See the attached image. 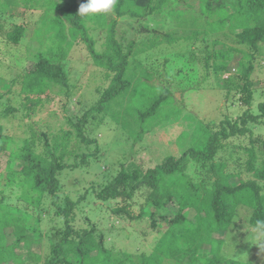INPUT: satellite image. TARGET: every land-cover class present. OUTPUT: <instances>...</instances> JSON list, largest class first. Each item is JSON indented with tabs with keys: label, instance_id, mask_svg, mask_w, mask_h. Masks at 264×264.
Listing matches in <instances>:
<instances>
[{
	"label": "trees",
	"instance_id": "16d2710c",
	"mask_svg": "<svg viewBox=\"0 0 264 264\" xmlns=\"http://www.w3.org/2000/svg\"><path fill=\"white\" fill-rule=\"evenodd\" d=\"M22 1L23 10H18L17 14H23L29 0ZM85 2L33 0L36 9L38 5L44 7L41 27L34 30V34L49 33L47 40L52 44L40 40L45 48L39 47L32 54L33 67L11 69L10 75L12 72L13 75L9 78L0 72V116L12 115L18 110L6 98L2 99L5 94L22 96L23 107L30 111L51 85L59 84L68 91V73L63 60L74 43L85 44L93 63L103 69L105 76L112 72L109 85L103 89L96 87L99 96L75 122L76 134L86 142L93 139L82 133L84 121L93 112L107 109L113 101L117 102L118 98L122 101L127 95L142 98L134 99L137 107L118 111L122 122L127 119L140 124L150 119L157 122L161 110L166 112L163 117L176 114L178 109L167 104L176 103L173 93L161 82L154 84L158 72L140 59L141 54L162 44L184 42L183 53L187 54V60L199 64L206 77L212 74L218 79L221 76L224 97L234 90L237 101L245 109L234 119L224 113L217 122L207 121L198 143L180 155L165 156L152 165L134 161L121 164L106 182L96 184L98 190L90 182L79 197L62 191L58 174L79 167L84 160L87 162L92 152L75 150L72 154L74 149L67 148V135L63 133L55 140L56 144L44 147L41 152H36L32 140L25 141L21 152L15 153L18 159L15 162L5 149L7 137L0 123V149L6 153L2 161L4 178L15 182L21 188V198L33 206V211H39L37 216L28 209L13 214L7 210L4 196H0V264H21L24 256L29 259L27 263L33 264H241L240 259L223 256L220 246L237 216L242 217V210L248 227L250 222L264 220V137L254 135L255 129L264 125V100L253 106L256 88L250 78L256 67L264 68V59L261 63L257 57L260 43H264V0H198V15L187 21L190 33L183 34L156 30L148 21L166 7V15L178 20L180 25L187 19L185 14L193 4L191 1L117 0L112 12L132 19L136 24L132 25L134 31L145 34L139 42L132 38L126 44L122 40L125 30L117 36L116 19L111 13L78 14L80 4ZM16 5V0H0V31L4 42L12 45L21 43L27 27L25 21L4 27L6 21L2 13ZM51 10L58 13L47 15ZM202 16L201 24L207 27L198 30L194 28L195 21ZM87 22L91 23L89 27ZM97 27L106 31L99 50L87 32ZM207 31L214 35L221 33L232 43L204 37L203 50L195 54V49L190 48L191 39ZM14 85L18 88H13ZM165 106L169 110H165ZM40 135L45 137L43 132ZM231 138L236 139V143L229 141ZM70 154L74 156L72 160L65 157ZM190 160L195 163L197 177L186 171ZM89 189L96 191L95 202L101 203V210L108 211L114 220L127 222L128 227L141 236L145 235L147 225L159 233L149 250L134 254L129 249L113 252L107 246L103 228H98L89 214L80 212V209L86 210L80 206ZM189 209L193 210V221L186 218ZM159 222L166 226L164 230L159 229ZM110 227L119 229L113 222L106 229ZM35 239L41 240L40 252L31 250ZM205 246L211 257L199 255L198 250ZM253 248L260 249L256 244Z\"/></svg>",
	"mask_w": 264,
	"mask_h": 264
},
{
	"label": "rangeland",
	"instance_id": "374dc122",
	"mask_svg": "<svg viewBox=\"0 0 264 264\" xmlns=\"http://www.w3.org/2000/svg\"><path fill=\"white\" fill-rule=\"evenodd\" d=\"M16 1L18 5L6 7L8 8L7 12L2 13V18L6 21L4 27L8 28L11 24L20 21L27 22V27L22 41L18 45L4 42L0 31V72L2 71V76H6L5 78L13 75V72L10 75L11 69H23L24 66L27 68L33 67L32 54L36 53L39 47L45 48L40 40L52 44L50 40H47L49 33L45 32L41 36L34 34V30L41 27L44 7L38 5L36 9L33 0H29L23 14H17L18 10L19 12L23 10L25 3L22 0ZM189 1L193 4L188 7L189 9L185 14L187 19L183 20L184 23H180V25H178V20L166 15V7L163 11L154 13L151 18L148 17L144 22L150 18L148 24L156 30H168L174 34L190 33L189 26L186 24L193 15H198V0ZM56 13L58 11L53 10L51 14L47 15H56ZM110 13L116 19L117 36H119L121 30H125L122 38L124 44L129 39L135 38L136 42H139L145 37V34L134 31L132 25L136 24L132 19L127 16H116L112 11ZM201 18L195 21L194 28L198 30L207 27L201 24L200 21L203 20L204 16ZM86 25L89 27L91 23L87 22ZM191 28L193 29V27ZM87 32L95 40L94 47L99 50L106 35L105 29L100 27L90 28ZM212 35L214 34L210 31L197 34L191 39L193 44L190 48L195 49V54L203 50L204 37H217L227 43H232L231 39L225 38L221 33ZM259 49L260 54L257 57L262 63L264 59L263 42L260 43ZM184 50L185 43L177 41L169 45L162 44L160 47L151 48L145 54L140 55L144 65L158 72L153 80L154 84L161 82L167 85L173 93L176 103L171 105L168 102L167 104L178 109L176 114L163 117L166 112L161 110L157 114L159 117L161 116V118L158 117L157 122L150 119L140 124L136 122L137 120L129 121L127 119L123 123L117 115L118 111L120 112L122 108L127 109L136 106L134 99L138 101L142 98V96L138 98L134 95V98L127 95L122 101L119 98L117 102L113 101L111 107L104 108L97 113L93 112L84 121L82 133L93 139V141L86 142L82 139V136L76 134L75 122L96 101L99 96V92L95 90L96 87L103 89L109 85L112 72H105L107 74L105 76L103 69L93 63L85 44L74 43L68 48L66 57L63 60L66 63L68 73L66 85L69 88L68 91H65L59 84L51 85L49 91L41 95V101L30 111L23 107L22 96L18 98V95L9 93L2 97L18 109L12 115L0 116V123L4 128V135L7 137L5 149L11 153L10 158L18 162L15 153L21 152L25 141L32 140L36 152H41L44 147L51 148L53 144H56L55 140L64 133L67 135L65 137L67 148L74 149L72 154L76 152L93 153L88 156L87 162L84 160L79 167L65 169L58 174L62 191L79 197L81 196L79 194L90 182L98 190L96 184L106 182L107 178L109 179L119 170L121 164L134 161L138 164L152 165L160 162L165 156L180 155L186 148L198 143L207 121L217 122L224 113L234 119L245 109L237 101L238 98L234 90L230 92L227 98L224 97L225 90L223 89L224 83L221 76L218 79L212 74L206 77L205 70L199 64L187 60V54L183 53ZM164 59H166V62H164ZM250 78L256 88L253 100V106H255L259 101L264 100V68L256 67ZM13 88H18V85H14ZM164 109L169 110L168 106H165ZM138 111H140V108ZM254 111L259 113L256 107H254ZM42 132L45 133V137L40 135ZM254 135L264 137V125L256 128ZM229 141L236 143L234 138ZM2 151L0 149V196L3 195L4 201L8 203L7 210L17 215L20 210H35L32 209L31 204L26 203L21 198V188L15 182H8L4 178L5 163L3 162L6 159V153ZM65 157L72 160L74 156L70 154L65 155ZM79 158L81 159L80 154ZM16 166L15 164L14 168ZM186 171L191 176H198L195 163L192 160L189 161L188 170ZM95 192L90 191V189L87 191V196L84 198L86 201L84 202L83 199L82 206L79 205L81 208L86 207V210L85 208L80 209V212H85L86 215L89 214L97 227L103 228V234L107 237V246L113 252H118L117 249H129L134 254H138L142 250H149L154 237L159 233L153 230L151 225H147L145 235L141 236L134 232L133 228L128 227L127 222L120 223L114 220L108 211L101 210V207H99L101 203L95 202L97 201L94 199ZM94 206L98 208H94ZM38 212L33 211L36 216ZM240 214L242 217L237 216L233 226L230 227L227 236H225V240L220 246V253L226 257L240 259L241 264H264V251L253 248L255 244L246 238L248 228V224L244 219L246 215H244L243 210ZM192 215L193 210H187L186 218L193 221ZM111 222L117 224L119 229L117 230L115 227L106 229ZM140 226H143V224ZM158 226L160 230H164L166 227L161 222L158 223ZM39 240L35 239L32 243V251H42L41 240ZM198 253L206 257L212 255L208 246L201 247ZM28 261L29 259L24 256L21 264H25V262L26 264H33V262L27 263ZM37 264H41V262Z\"/></svg>",
	"mask_w": 264,
	"mask_h": 264
},
{
	"label": "clouds",
	"instance_id": "9594fccd",
	"mask_svg": "<svg viewBox=\"0 0 264 264\" xmlns=\"http://www.w3.org/2000/svg\"><path fill=\"white\" fill-rule=\"evenodd\" d=\"M116 4L117 0H86L85 3L80 4L78 14L81 16L108 14L114 10ZM246 231L248 233L246 238L264 251V220L250 222Z\"/></svg>",
	"mask_w": 264,
	"mask_h": 264
}]
</instances>
